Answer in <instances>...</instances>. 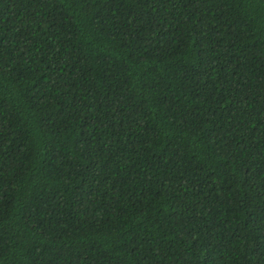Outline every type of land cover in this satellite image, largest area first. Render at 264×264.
<instances>
[{"label": "trees", "instance_id": "16d2710c", "mask_svg": "<svg viewBox=\"0 0 264 264\" xmlns=\"http://www.w3.org/2000/svg\"><path fill=\"white\" fill-rule=\"evenodd\" d=\"M0 264H264V0H0Z\"/></svg>", "mask_w": 264, "mask_h": 264}]
</instances>
